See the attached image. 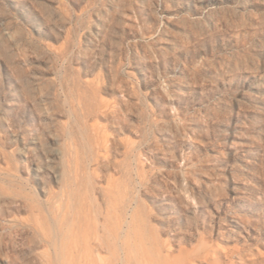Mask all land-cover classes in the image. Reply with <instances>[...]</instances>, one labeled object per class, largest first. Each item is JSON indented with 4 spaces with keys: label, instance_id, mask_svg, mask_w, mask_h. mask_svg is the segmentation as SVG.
<instances>
[{
    "label": "rangeland",
    "instance_id": "obj_1",
    "mask_svg": "<svg viewBox=\"0 0 264 264\" xmlns=\"http://www.w3.org/2000/svg\"><path fill=\"white\" fill-rule=\"evenodd\" d=\"M0 264H264V0H0Z\"/></svg>",
    "mask_w": 264,
    "mask_h": 264
}]
</instances>
